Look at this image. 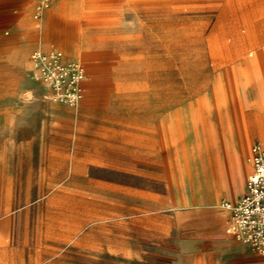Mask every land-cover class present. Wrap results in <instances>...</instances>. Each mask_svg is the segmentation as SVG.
Masks as SVG:
<instances>
[{"label": "crops", "instance_id": "1", "mask_svg": "<svg viewBox=\"0 0 264 264\" xmlns=\"http://www.w3.org/2000/svg\"><path fill=\"white\" fill-rule=\"evenodd\" d=\"M105 1L89 3L101 7ZM32 6L26 3L21 8L20 31H25V14ZM59 7L54 5L46 12L42 28L28 31L36 47L59 49L67 60L82 61L79 56L88 57L93 47L103 59H119L124 54L123 45L134 38L129 33L135 26L128 18L134 15L130 9L100 8V23L83 26L60 13ZM251 28L244 39L208 41V55L214 66L206 87L211 103L180 104L174 120L168 121L165 137L160 106H155L157 114L150 116L143 114L148 105L136 106L124 98L125 92L134 89V80L147 79L145 73L91 72L85 79L94 93L90 101L75 107L49 101L36 106L37 115L22 123L30 129L24 145L26 150L40 149L47 166L38 174V185L32 172V178L25 180L23 171L15 175L20 191L26 185L27 191L46 193L38 201L46 204L45 239L53 242L46 245L47 249L64 250L73 243L86 255H98L92 251L100 246L98 232L120 222L118 216L100 214L107 201L104 191L134 192L136 176L162 179L169 175L162 169V161L170 159L175 165L171 166L174 177L167 184L169 190L184 193L177 161L190 158L201 166L205 194L194 202H187L184 195L174 207V230L182 264H264V255L254 252L231 232L232 212L223 206L237 202L245 194L253 169L248 160L251 148L255 143L264 145V22ZM218 96H223L224 102H215ZM238 157L244 159L246 167L240 193L228 197L224 188H219L220 197L215 201L211 193L218 192L216 161H223L230 175ZM119 175L127 177L126 182L120 181ZM72 201L83 207L75 217L78 222H72ZM3 211L0 207V264H32L33 253L27 249L42 248L44 243H33L34 238L21 232L17 213L12 237ZM72 231L79 232L78 236H72ZM51 253L60 255L64 251Z\"/></svg>", "mask_w": 264, "mask_h": 264}, {"label": "rangeland", "instance_id": "2", "mask_svg": "<svg viewBox=\"0 0 264 264\" xmlns=\"http://www.w3.org/2000/svg\"><path fill=\"white\" fill-rule=\"evenodd\" d=\"M89 1L55 0L40 18H36V1L0 0V207L4 209L3 216L8 218L7 231L13 237L17 213L19 222H22L21 232L34 238L33 243H44L42 248L27 249L33 253L32 264H182V257L178 254L180 242L174 230V207L184 195L187 202H194L205 194L202 192L205 180L201 166L190 158L177 161L184 193L169 190L167 184L174 177L171 174L174 167L171 166L175 165L170 159L162 161V169L169 173L162 179L136 176L134 192L104 191L107 201L103 202L100 214L118 216L120 222L98 232L100 246L92 250L98 255H86L85 250L73 243L64 250L47 249L46 245L53 242L45 239L47 232L43 218L46 204L38 201L46 193L27 191L26 185L20 191L15 173L23 171V180L32 178L30 174L34 173L38 185V174L48 161L40 149L26 150L24 139L30 136V129L22 123L37 115L36 106L42 101L75 107L93 99L94 93L90 90L92 85L85 81L84 97L79 104L56 100L51 87L36 78L30 54L41 47H36L35 40L27 34L32 28H42L46 12L58 4L60 13L83 26L100 23V8L132 10L134 15L128 18L135 26L129 33L134 38L127 46L123 45L122 57L103 59L96 54L94 47L88 57L78 56L85 63L80 61L85 67V79L89 73L97 71L145 73L147 79L134 80V89L125 92L124 98L136 106L148 105L143 114L150 116L157 114L153 110L160 106L165 137L169 131L168 121L174 120L180 104L211 103L206 87L213 76L214 66L208 55V41L244 39L253 29L251 25L264 22V0H107L101 7L91 5ZM26 3L33 6L25 14V31H20L19 16ZM251 52L255 55L253 49ZM215 102H224V97H216ZM241 162L243 178L246 167L244 159ZM234 166L237 167L236 161L231 171ZM224 171L223 161H216L218 192L211 193L215 201L220 197L219 188H224L228 197L240 193V190L228 188ZM108 176L115 178L111 174ZM118 179L126 182L127 177L119 175ZM216 203L219 206L218 201ZM81 207L82 204L72 201V222H78L75 217L81 214ZM78 234L72 231V236ZM53 251L64 253L52 255Z\"/></svg>", "mask_w": 264, "mask_h": 264}, {"label": "built area", "instance_id": "3", "mask_svg": "<svg viewBox=\"0 0 264 264\" xmlns=\"http://www.w3.org/2000/svg\"><path fill=\"white\" fill-rule=\"evenodd\" d=\"M36 1V18L55 0ZM36 78L53 88V96L70 105L78 104L81 97L85 67L79 60H67L63 51L51 48L37 49L32 55ZM252 165L245 194L235 203L223 206L232 212L231 232L254 252L264 255V145L255 143L248 158Z\"/></svg>", "mask_w": 264, "mask_h": 264}, {"label": "bare ground", "instance_id": "4", "mask_svg": "<svg viewBox=\"0 0 264 264\" xmlns=\"http://www.w3.org/2000/svg\"><path fill=\"white\" fill-rule=\"evenodd\" d=\"M45 83V82H44ZM84 83H85V79L82 81V91H81V97H80V99H79V101H78V104L81 102V100L83 99V97H84V92H85V87H84ZM48 86H50L48 83H46ZM51 87V86H50ZM51 89H52V94L54 93L53 92V88L51 87ZM264 129V128H263ZM263 132H264V130H263ZM239 152V151H238ZM242 161V158H240V157H238L237 158V160H236V164H237V167L235 168V166H234V168H233V170L231 171V174L230 175H228L227 173H226V170L224 171V173H225V179L227 180V186H228V188L231 190H233V191H238V190H240V181L242 180V175H243V169L241 168V166H240V163H242L241 162Z\"/></svg>", "mask_w": 264, "mask_h": 264}]
</instances>
